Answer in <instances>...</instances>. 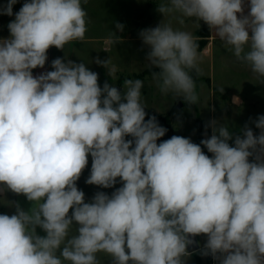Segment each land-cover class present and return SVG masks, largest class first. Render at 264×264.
<instances>
[{"label": "clouds", "instance_id": "9594fccd", "mask_svg": "<svg viewBox=\"0 0 264 264\" xmlns=\"http://www.w3.org/2000/svg\"><path fill=\"white\" fill-rule=\"evenodd\" d=\"M16 3L8 0L0 15L12 16ZM249 8L243 15L244 0H167L158 11L179 14L181 24L203 21L264 78V0ZM86 17L81 0H25L0 39V191L33 205L0 214V264H99V253L111 264H184L189 237L201 234L203 254L220 264H264V160H249L257 146L264 153V115L254 122L260 134L246 125L234 146L228 127L211 121L213 134L200 142L210 158L190 138L157 144L167 129L145 119L140 79L125 80L122 97L108 83L101 88L84 63L61 58L34 77L50 47L84 39ZM139 35L161 92L196 104V38L163 22ZM96 63L116 73L109 59ZM89 154L87 184L111 188L119 178L123 186L85 202L76 182Z\"/></svg>", "mask_w": 264, "mask_h": 264}, {"label": "rangeland", "instance_id": "374dc122", "mask_svg": "<svg viewBox=\"0 0 264 264\" xmlns=\"http://www.w3.org/2000/svg\"><path fill=\"white\" fill-rule=\"evenodd\" d=\"M8 0H0V6L6 5ZM25 0H17L13 5V15H0V39L10 36L8 24L15 19ZM82 7L87 12L84 39L72 41L64 49L50 47L51 53L56 58H61L65 63H84L85 66L98 74V84L103 88L105 83L116 87L122 94L125 91L124 81L127 79H140L143 81L141 102L147 113L146 118L152 116L160 126H164L168 119L170 125L167 134L159 138L157 144L172 136L190 138L197 143L199 135L201 140L210 138L213 134L210 122L217 121V127L226 125L233 135L229 141L234 146L235 136H242V129L247 125L254 135L258 136L255 120L264 115V78L258 77L250 66L238 60L233 50L225 46L221 40H214L211 44L202 36L207 29V24L194 18H183L181 24L176 18L179 14L164 17L158 11L161 3L167 0H81ZM161 22L170 24L174 29L190 32L199 45L198 71L191 76L195 83V93L198 97L196 104H188L182 97L172 93H162L159 83L153 78V72L159 69L149 67L147 54L150 48L140 38L144 29L155 28ZM116 24L123 25V30L116 28ZM112 32L119 37V42L110 40ZM100 61L110 60V67H116V73L111 76L108 69ZM52 70H54L52 68ZM239 100H235V98ZM182 103L181 107H178ZM125 139H133L131 136ZM134 146V145H133ZM202 151L212 157L207 148L200 144ZM255 154L249 158L255 162ZM92 158L89 154L88 164L83 170L80 179L76 182L78 189L85 193V202H91L97 192L107 195L122 187V182L117 178V183L111 188H102L86 183L91 172ZM16 193L6 190L0 194V214L13 215L16 213ZM72 210L70 209L69 215ZM45 236V232H37ZM75 226L70 235H74ZM202 235V234H201ZM99 264H111V257L104 253L97 255ZM198 255L189 252L184 258V264H200ZM64 264H69L65 261ZM202 264H207L203 261ZM211 264V261H209Z\"/></svg>", "mask_w": 264, "mask_h": 264}, {"label": "crops", "instance_id": "0c3cea01", "mask_svg": "<svg viewBox=\"0 0 264 264\" xmlns=\"http://www.w3.org/2000/svg\"><path fill=\"white\" fill-rule=\"evenodd\" d=\"M250 11L249 8V0H244V12L243 15H247L248 12ZM238 18L240 17L241 14H237ZM218 38H216L213 34V32L209 29V36L207 37V41L209 44H211L214 40H217ZM219 40V39H218ZM47 61L45 63V66L43 68H36L33 69V76H39L42 73H45L47 71H52V61L54 59L53 54L51 53V50L49 48L48 52H47ZM260 134V129H258V135ZM127 140V139H126ZM256 156H260L261 160H264V153L260 152L259 150V146H257V151L255 154L254 159L256 158ZM251 162V161H250ZM6 192V190L0 191L1 195H4ZM17 196V205L23 209L24 211H29L30 208L33 206L32 202L28 201L26 199V197L23 194H16ZM37 232H44L42 229H40L39 227H37L36 229ZM198 240H199V244H200V249L198 251H196L195 253L198 255V260H200V264L203 263V261H206L207 264H209V261H211V264H220L219 260L214 259L211 255H204L203 251H204V246L207 242V236L202 234V235H197Z\"/></svg>", "mask_w": 264, "mask_h": 264}, {"label": "water", "instance_id": "95a60500", "mask_svg": "<svg viewBox=\"0 0 264 264\" xmlns=\"http://www.w3.org/2000/svg\"><path fill=\"white\" fill-rule=\"evenodd\" d=\"M182 106V103H179L178 107H181ZM167 134V131L165 133V135ZM189 239H191V244L188 245V250L189 252L193 253V252H196L200 249V244H199V240H198V237L197 236H191L189 237Z\"/></svg>", "mask_w": 264, "mask_h": 264}, {"label": "trees", "instance_id": "16d2710c", "mask_svg": "<svg viewBox=\"0 0 264 264\" xmlns=\"http://www.w3.org/2000/svg\"><path fill=\"white\" fill-rule=\"evenodd\" d=\"M209 36V27L207 25V29L205 30L204 34L202 36H200L201 38H203L204 40H207V37ZM190 74L191 76H195V69L193 70H190ZM151 118V117H150ZM149 119V118H146V120ZM170 125V120L168 119L167 123L163 126L165 129H167ZM200 142H201V136L199 135L198 137V145H200Z\"/></svg>", "mask_w": 264, "mask_h": 264}, {"label": "bare ground", "instance_id": "6f19581e", "mask_svg": "<svg viewBox=\"0 0 264 264\" xmlns=\"http://www.w3.org/2000/svg\"><path fill=\"white\" fill-rule=\"evenodd\" d=\"M235 100H239V99L236 97Z\"/></svg>", "mask_w": 264, "mask_h": 264}, {"label": "built area", "instance_id": "2783aa9c", "mask_svg": "<svg viewBox=\"0 0 264 264\" xmlns=\"http://www.w3.org/2000/svg\"><path fill=\"white\" fill-rule=\"evenodd\" d=\"M187 252L189 253V250H188V248H187Z\"/></svg>", "mask_w": 264, "mask_h": 264}]
</instances>
